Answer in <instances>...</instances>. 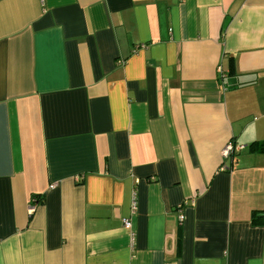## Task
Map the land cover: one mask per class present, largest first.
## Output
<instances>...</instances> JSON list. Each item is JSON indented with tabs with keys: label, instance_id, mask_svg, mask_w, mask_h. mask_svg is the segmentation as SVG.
Listing matches in <instances>:
<instances>
[{
	"label": "crops",
	"instance_id": "crops-1",
	"mask_svg": "<svg viewBox=\"0 0 264 264\" xmlns=\"http://www.w3.org/2000/svg\"><path fill=\"white\" fill-rule=\"evenodd\" d=\"M260 143L264 0H0V264H264Z\"/></svg>",
	"mask_w": 264,
	"mask_h": 264
},
{
	"label": "built area",
	"instance_id": "built-area-1",
	"mask_svg": "<svg viewBox=\"0 0 264 264\" xmlns=\"http://www.w3.org/2000/svg\"><path fill=\"white\" fill-rule=\"evenodd\" d=\"M245 149L244 146L242 145H237L234 144L232 142L228 143L227 145H225L223 151H222V155L224 157V159H228V160H232L234 156H237V154H239L240 152H242ZM136 209V202L134 201L132 210L135 211ZM35 211V207H30V213L32 214ZM180 221L183 222L184 221V216L182 213H180L179 215ZM124 223V228L126 230H130L132 231V221L130 218H126L123 220Z\"/></svg>",
	"mask_w": 264,
	"mask_h": 264
},
{
	"label": "trees",
	"instance_id": "trees-1",
	"mask_svg": "<svg viewBox=\"0 0 264 264\" xmlns=\"http://www.w3.org/2000/svg\"><path fill=\"white\" fill-rule=\"evenodd\" d=\"M231 73H233V69L231 68ZM256 146V148H258V150L257 151H259L260 153L262 152H264V143H260V144H255ZM36 198V197H35ZM37 199V198H36ZM254 222H256V220L254 221ZM258 223V222H257Z\"/></svg>",
	"mask_w": 264,
	"mask_h": 264
}]
</instances>
